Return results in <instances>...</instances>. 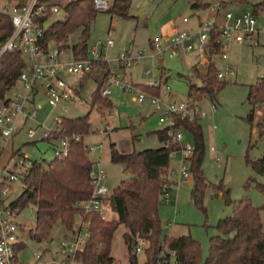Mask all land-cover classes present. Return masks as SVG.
<instances>
[{
    "label": "rangeland",
    "instance_id": "rangeland-1",
    "mask_svg": "<svg viewBox=\"0 0 264 264\" xmlns=\"http://www.w3.org/2000/svg\"><path fill=\"white\" fill-rule=\"evenodd\" d=\"M14 1L0 0V11L7 10ZM192 1L196 0H132L130 17L127 18L111 16L107 11L97 12L89 26L88 47L99 39L112 41L111 45L105 46L104 52L102 51L100 55L106 56L110 73L114 70V78L120 81L119 84L107 86L111 75L109 74L102 84V87H108L110 93L101 96L109 98L113 107L110 109L104 107L100 111L92 105L91 93L97 87L95 79H88L86 74L81 77L65 75L67 81L76 86L80 101L68 103L64 116L77 118L89 113L91 132L83 139L87 145L98 146L95 151L88 154L104 170L106 174L104 185L111 193L128 173L123 170L122 164L110 161V144L113 143L119 152L124 153L162 145L153 132L164 126L158 120V112H153L151 98L146 95L142 101L132 99L138 98V94L143 92L136 84L147 83L161 74L170 88L166 99L187 98L191 101L193 98L187 97L188 83L201 85L194 67L204 71L208 63L213 62L217 69H224L226 66L230 69V72L221 79L225 84L216 93L215 103L213 104L208 95L202 96L198 101L197 116L200 117L205 144L201 165L207 181L203 194L204 210L199 208L192 198L191 174L186 180H182L178 175L181 153L172 155L169 159V169H175L174 178L179 183L178 188L171 190L168 200L161 195L158 201L163 233L168 236L190 234L200 243L201 260L198 264H203L208 253L209 237L216 233V223L219 219L231 215L235 201L248 197L254 206L264 205V176L255 173L247 162V159L259 158L264 152V128L260 133L258 125L264 118V104L255 109L252 122L247 120L251 108L247 100L249 87L264 76V32H260L252 41L232 43L227 60L219 56L221 45L217 46V50L213 49L216 50L213 53L205 54L203 58L195 55L193 51L183 50H179L173 57L162 54L153 58L151 39L154 36L169 37L179 29H194L198 13L204 16L199 21L210 19L217 23L222 22V18H216L217 14L222 15L223 10L220 12L209 10L214 14L213 18L209 17L208 12L198 10H208L210 2L215 0L207 1L206 6L203 4L198 9L191 7ZM258 1L260 0H247L241 4L230 0L225 6L234 14H241L253 11V4ZM197 2L201 4L202 0ZM63 17V12L53 15L48 23ZM183 17H188V21L183 22ZM256 17L258 24L264 25V13L258 12ZM174 24L176 30L173 31ZM80 33L81 30L77 29L66 39L68 47L63 59L71 57V46L78 42ZM121 54L130 59L132 62L130 67L124 66L123 60H118ZM145 71H149V74L146 75ZM80 80H86L83 87L80 86ZM125 85L132 90L127 89ZM37 100L42 105L37 120L44 122L45 128L54 127L53 117L59 110L56 108L50 111L46 98L41 94ZM35 126L34 122H27L25 127L18 129L5 144L0 145H5L3 164L15 151L24 153L31 161L42 159L49 161L54 158L55 143L40 140V128L36 130L34 138L26 135L27 127ZM180 129L182 143H188L193 147V134L183 127ZM13 188L9 200L20 194L23 189L22 182H14ZM115 217L116 213L107 208L105 220ZM17 220L22 224L21 236L24 246L18 256L23 264H33L35 252L42 254L51 252L62 236L67 237L74 233L66 230L57 221L51 233V240L36 242L31 239L29 233L35 225V207L31 204L17 214ZM85 226L86 222H83L79 215H75V230L78 227L85 230ZM121 231L118 229L115 233L112 254L116 260L124 263L125 246ZM144 259V252L137 255L139 264ZM169 264H174L172 256L169 258Z\"/></svg>",
    "mask_w": 264,
    "mask_h": 264
},
{
    "label": "trees",
    "instance_id": "trees-1",
    "mask_svg": "<svg viewBox=\"0 0 264 264\" xmlns=\"http://www.w3.org/2000/svg\"><path fill=\"white\" fill-rule=\"evenodd\" d=\"M55 3L57 0H49ZM193 1L192 8L207 5V0ZM244 4L247 0H232ZM132 0H112L111 7L106 10L111 16L130 17L129 9ZM203 7V6H202ZM64 18L52 21L44 35V45L47 41L63 42L60 48L68 47L66 39L77 29L81 30L78 42L72 44L71 51L75 59L87 57L89 26L97 12L92 7V0H70L64 4ZM255 15L264 13V0L253 4ZM49 17L47 14L41 17ZM11 18L7 12L0 11V41H4L12 32ZM217 50L211 44L208 52ZM24 64L22 52L6 51L0 55V102L7 99L8 92L17 84L20 68ZM215 64L209 62L204 71L194 67L195 75L201 80V85L188 83L187 97L200 100L208 95L215 103L218 90L225 84L217 77ZM110 74V66L105 60L93 62V69L87 73L88 79L93 78L97 87L91 93L92 105L101 108H112L109 98L102 97L100 90L103 82ZM159 86H149L137 83L146 94L157 95L161 84H167L162 75L158 76ZM86 80H80L83 87ZM251 108L247 120L252 122L255 109L264 104V76L249 87L247 95ZM98 110V109H97ZM87 113L77 118L63 116L59 121V130H53L47 138L52 142L61 137L69 138L68 154L64 157H54L49 161H31V165L22 171L23 189L11 200V207L19 213L28 204L35 207V225L30 231V238L36 242L51 240V233L57 221L62 226L74 232L75 215H79L87 223L89 236L82 251L78 252L79 264H139L134 247L138 239L146 243L143 252L145 259L140 264H169L172 256L174 264H198L201 260L200 243L190 234L168 236L163 233L162 221L158 212L160 186L169 167V153L179 149L176 142L169 146L163 143L168 139L167 128H161L153 133L162 143L157 148H147L140 151L119 152L115 145L110 144V161L120 163L128 176L122 179L107 197L108 207L116 213V217L105 220L96 212H86L81 202L92 195L90 171L93 160L89 157L84 137L91 132ZM176 127H183L193 134L194 146L190 157L189 171L193 180L191 191L195 204L204 210L203 194L207 181L202 172V160L205 153L204 136L200 117L193 118L175 116ZM260 133L264 128V118L259 122ZM78 135L79 140L73 136ZM15 151L12 155H15ZM252 170L264 176V152L254 160L247 159ZM262 188L263 186L260 185ZM230 202V201H228ZM264 205L254 206L248 197L240 198L233 203L232 213L221 218L215 225L216 233L209 237L207 256L203 264H264ZM80 228L78 227L77 230ZM121 229V237L125 246V262L116 260L112 254V244L115 233ZM24 246L19 243L17 249Z\"/></svg>",
    "mask_w": 264,
    "mask_h": 264
},
{
    "label": "built area",
    "instance_id": "built-area-1",
    "mask_svg": "<svg viewBox=\"0 0 264 264\" xmlns=\"http://www.w3.org/2000/svg\"><path fill=\"white\" fill-rule=\"evenodd\" d=\"M70 0H57L50 3L49 0H15L7 10L11 18L13 30L4 41H0V55L6 51L18 50L22 52L24 64L20 68L17 84L11 88L10 94L5 101L0 102V145L5 144L18 129L23 128L27 122H34L35 127H27L26 135L34 138L36 130L41 129L40 140L47 138L53 130H59V121L67 111L68 103L79 102L80 98L76 86L65 78V75L83 76L93 69V62L105 60L106 56H101L105 46L112 44L111 39L103 41L97 40L91 47H88L86 58L75 59L72 55L67 60L63 59L66 48H60L63 42L47 41L44 45L43 39L53 15L64 13V4ZM230 0H215L210 2L209 10L222 13V22L214 20L198 21L194 29H179L171 36H154L151 39L154 56L166 54L169 57L177 55L179 50L193 51L195 55L203 58L208 53L211 44L221 45L219 56L227 60L232 43H243L246 40H254L260 32H264V25H259L257 17L252 11L241 14H234L226 8V3ZM112 0H92V7L96 11H106L111 7ZM225 10V11H224ZM49 14V17L41 23L39 19ZM64 18V17H63ZM183 22L188 21V17L182 18ZM218 36H214V35ZM100 56V57H99ZM123 60V65L130 67L129 58L121 54L118 60ZM230 69H218L217 77L222 79ZM107 86L113 83H120L114 78V70H111ZM148 75L149 71H145ZM149 86H159L160 80L153 77L147 83ZM18 85V88H17ZM123 86V85H122ZM126 86V85H125ZM17 88V89H16ZM127 89L132 90L129 86ZM167 84H161L159 94L150 95L145 92L138 94V101H142L146 95L151 98L154 111L158 112V120L167 128L168 139L163 143L166 147L171 142H176L179 149H174L169 153V158L177 153L182 154L181 166L178 175L182 180L190 178L188 162L192 156L193 147L188 143H182L181 127H176L175 116L181 118H193L197 115L198 100H187V98L166 99ZM101 95L107 96L110 93L108 87L103 86ZM46 98L50 111L58 109L59 112L53 117L55 124L52 128H45L44 122L37 120L41 103L37 100L39 95ZM51 113V112H50ZM79 140L78 135L73 136ZM54 157H64L68 154L69 138L61 137L52 141ZM97 145H87L88 152L97 149ZM5 145L0 146V264H23L18 256L20 250L17 249L22 240L21 223L17 220V212L11 207L9 196L13 193V184L21 181L22 171L31 165V160L24 153H16L10 156L3 164V150ZM175 169H167L164 181L160 186V196L167 200L170 192L178 188V181L174 178ZM106 174L97 161H93L90 171V180L93 187L92 195L89 199L81 202V207L86 212H96L105 219L107 197L111 194L104 185ZM85 230H75L71 235L62 238L51 252L45 254L35 252L33 264H79L77 260L78 252L82 251L89 233ZM146 243L143 239H138L134 252L136 255L143 252Z\"/></svg>",
    "mask_w": 264,
    "mask_h": 264
},
{
    "label": "crops",
    "instance_id": "crops-1",
    "mask_svg": "<svg viewBox=\"0 0 264 264\" xmlns=\"http://www.w3.org/2000/svg\"><path fill=\"white\" fill-rule=\"evenodd\" d=\"M207 1H210V0H207ZM193 2V1H192ZM230 6H233V5H230ZM229 7V6H228ZM197 9V8H196ZM198 10H200V12H203V11H205V12H208V14H209V17H212L213 18V13L211 12V11H209V9L207 10V9H198ZM218 15V16H217ZM216 16H217V18L216 19H221L222 18V15H221V13H219V14H217ZM200 18H204V16H202V14H200V13H198V15H197V18H196V24H197V22L199 21V19ZM174 30H176V26H175V24L173 25V31ZM172 31V32H173ZM158 77V76H157ZM132 99L133 100H136V98L135 97H132ZM153 112H155L154 110H153ZM39 121V120H38ZM25 127V126H24ZM22 129V128H21ZM20 129V130H21ZM191 181V180H190ZM66 235H64V236H62L61 238H64Z\"/></svg>",
    "mask_w": 264,
    "mask_h": 264
}]
</instances>
